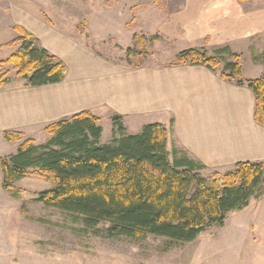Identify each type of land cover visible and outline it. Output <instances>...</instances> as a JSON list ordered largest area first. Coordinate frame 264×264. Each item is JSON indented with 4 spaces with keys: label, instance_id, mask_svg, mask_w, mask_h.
<instances>
[{
    "label": "rangeland",
    "instance_id": "obj_1",
    "mask_svg": "<svg viewBox=\"0 0 264 264\" xmlns=\"http://www.w3.org/2000/svg\"><path fill=\"white\" fill-rule=\"evenodd\" d=\"M207 14L200 24L219 32L218 37L190 46L182 31L191 29L189 21L199 23ZM14 26L41 39L39 45L50 50L71 38L127 66L169 63L189 47L214 56L217 49L230 46L241 60L249 47L256 61L264 58V0H0V60L17 49L12 45L18 37ZM236 31L243 37H232ZM4 74L10 85L23 80L8 65L0 67V77ZM99 124L101 143H108L113 136L111 118L103 115ZM44 126L22 133L36 144L44 143L49 138ZM3 131L0 127V157L13 153L20 143L6 140ZM13 186L12 192L2 189L0 171V264H264V240L244 236L246 230L237 222L247 214L240 216V210L228 213L222 226H212L184 244L152 235L137 241L104 238L81 231L77 216L37 202V193L52 186L43 177L26 176Z\"/></svg>",
    "mask_w": 264,
    "mask_h": 264
},
{
    "label": "trees",
    "instance_id": "obj_2",
    "mask_svg": "<svg viewBox=\"0 0 264 264\" xmlns=\"http://www.w3.org/2000/svg\"><path fill=\"white\" fill-rule=\"evenodd\" d=\"M14 30L18 37L12 45L17 49L0 60V67L11 66L27 86L60 83L65 75L61 59L40 46L33 34L18 26ZM187 63L212 71L221 66V79L248 87L255 98L254 119L264 126V58L262 75L249 79L242 77L240 55L229 47L217 49L214 56L189 47L170 65ZM6 75L0 77V87L8 82ZM99 121L88 111L61 118L44 126L49 138L39 144L20 131L4 130L6 140L20 143L0 157L2 189L12 192L15 181L40 176L52 186L39 191L35 200L77 216L81 231L134 241L152 235L176 244L222 226L229 212L264 196V161L238 162L226 172L202 175L206 167L195 159L175 150L170 157L164 124L148 123L129 134L122 118L113 115V136L101 143ZM100 224L107 226L99 229Z\"/></svg>",
    "mask_w": 264,
    "mask_h": 264
},
{
    "label": "crops",
    "instance_id": "obj_3",
    "mask_svg": "<svg viewBox=\"0 0 264 264\" xmlns=\"http://www.w3.org/2000/svg\"><path fill=\"white\" fill-rule=\"evenodd\" d=\"M206 17L208 14L199 23L189 21L191 29L182 31L190 46L202 45L197 42L200 39L218 37L219 32L211 33L200 24L207 21ZM234 36L243 37L238 31ZM41 45L62 60L64 79L34 87L24 80L1 86L3 130L28 133L32 128L88 111L100 121L103 115L120 116L129 134L139 132L148 123L164 124L169 129L166 149L170 157L173 150L178 151L211 172H226L238 162L264 161V126L254 119V94L245 85L225 81L200 64L170 65L169 61L121 65L71 38L53 50ZM251 50L248 47L241 60L244 79L262 75V61H256ZM245 212V220L237 222L245 228L244 236L264 240V196L251 198L240 216Z\"/></svg>",
    "mask_w": 264,
    "mask_h": 264
}]
</instances>
